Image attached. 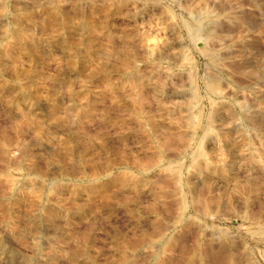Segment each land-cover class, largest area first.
<instances>
[{
    "label": "rangeland",
    "instance_id": "374dc122",
    "mask_svg": "<svg viewBox=\"0 0 264 264\" xmlns=\"http://www.w3.org/2000/svg\"><path fill=\"white\" fill-rule=\"evenodd\" d=\"M0 264H264V0H0Z\"/></svg>",
    "mask_w": 264,
    "mask_h": 264
}]
</instances>
